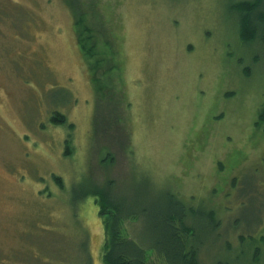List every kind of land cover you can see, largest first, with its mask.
Masks as SVG:
<instances>
[{
  "label": "rangeland",
  "instance_id": "1",
  "mask_svg": "<svg viewBox=\"0 0 264 264\" xmlns=\"http://www.w3.org/2000/svg\"><path fill=\"white\" fill-rule=\"evenodd\" d=\"M65 1L0 0V264H103L90 197L110 182L112 200L143 214L128 227L135 243L151 245L173 192L220 225L211 235L188 218L202 264H252L255 249L264 264V52L230 10L251 0H83L88 17L114 8L124 29L113 49L130 102L118 115L126 153L105 145L117 134H92L96 97L73 34L83 9ZM105 105L99 118L111 119Z\"/></svg>",
  "mask_w": 264,
  "mask_h": 264
},
{
  "label": "trees",
  "instance_id": "2",
  "mask_svg": "<svg viewBox=\"0 0 264 264\" xmlns=\"http://www.w3.org/2000/svg\"><path fill=\"white\" fill-rule=\"evenodd\" d=\"M65 2L66 6L72 9L86 5L83 0H66ZM79 3L80 5L77 6ZM98 6L91 17H88L84 13L85 9L82 8L83 11L78 13L79 17H74L73 25L78 51L87 64V74L92 79V89L96 97V115L93 117L92 131L94 137L107 135L111 123L112 128L127 130L122 127L123 119L121 115L118 116V112L130 107L128 95L125 92L124 55L122 51L119 53L113 49L115 41L116 43L123 41L124 29L121 21L117 17L115 19L114 8L103 11L97 9ZM88 8L89 6L86 7ZM230 10L236 17L237 28L243 42L246 45H252L254 42L253 44L259 46L264 52V0L236 2ZM100 11L105 14L104 17ZM104 23L106 29L102 26ZM94 28L98 29L96 33L93 31ZM98 100L99 104H97ZM104 103H106L105 106L111 107L112 114L110 108L107 113L111 117L114 116L113 120L100 119L101 111L104 112ZM258 121L264 123V104L259 112ZM52 122L57 126L66 125L65 117L59 114L54 115ZM67 127L72 130L70 128L72 126ZM109 156L111 164H114V156L111 153ZM53 180L60 189L63 188L60 178L53 177ZM106 186L105 189L108 190L105 191L103 188L102 191L98 188V191L92 194L93 197H90L94 199L96 207L100 208L98 217L104 234L101 256L103 264H202L200 261L202 248L200 243H197L194 232L197 228L192 229L188 218H202L203 220L199 222L202 231L211 235L217 234L220 225L215 223L214 211L205 210V212L194 213L193 207H186L173 192H168L165 197L160 198L155 209L160 210L155 213V219H157V230L156 224L154 226L155 238L150 246H142L128 237L129 225L137 222L143 216L142 212L138 208L134 207L130 210L125 206L123 208L121 203H116L110 197L112 194L108 193L114 184L110 182ZM226 253L230 254L232 251H226ZM261 256L260 250L255 249L251 263L259 264ZM240 262L238 258V261L234 260V262L217 260L213 264H240Z\"/></svg>",
  "mask_w": 264,
  "mask_h": 264
},
{
  "label": "flooded vegetation",
  "instance_id": "3",
  "mask_svg": "<svg viewBox=\"0 0 264 264\" xmlns=\"http://www.w3.org/2000/svg\"><path fill=\"white\" fill-rule=\"evenodd\" d=\"M111 112V111H110ZM112 114V112H111ZM119 114V112H118ZM114 117V116H112ZM111 117V120H113ZM115 120V119H114ZM112 124V123H111ZM109 124L111 127L109 130H107V132H109L107 135L108 137L112 135V133H115L117 134V139L116 137H109V140H108V147L112 148V149H120V150H124L127 152V149H128V145H127V142H129L130 144V133L128 132V130H122L121 128H112V125ZM120 124V122H119ZM111 144V145H110ZM105 145H107V143H105ZM114 156V159H115V154H113ZM188 158L190 157V155L188 154L187 155ZM176 195V193H174ZM177 196V195H176ZM177 198L181 201V199L177 196ZM182 202V201H181ZM90 203L94 204L95 208H96V213H97V216H98V213L100 212V208L99 207H96L95 203H94V199H90ZM182 204H184L182 202ZM185 205V204H184ZM186 206V205H185ZM188 208H191L189 206H186ZM99 218V217H98ZM87 230V229H86ZM87 235H90L88 233H86ZM88 238V236H87ZM104 239V238H103ZM90 241V240H89Z\"/></svg>",
  "mask_w": 264,
  "mask_h": 264
}]
</instances>
